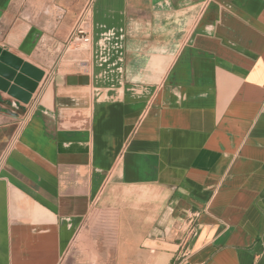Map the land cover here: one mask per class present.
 I'll return each mask as SVG.
<instances>
[{
    "label": "crops",
    "instance_id": "1",
    "mask_svg": "<svg viewBox=\"0 0 264 264\" xmlns=\"http://www.w3.org/2000/svg\"><path fill=\"white\" fill-rule=\"evenodd\" d=\"M0 47V264H264V0H0Z\"/></svg>",
    "mask_w": 264,
    "mask_h": 264
},
{
    "label": "built area",
    "instance_id": "2",
    "mask_svg": "<svg viewBox=\"0 0 264 264\" xmlns=\"http://www.w3.org/2000/svg\"><path fill=\"white\" fill-rule=\"evenodd\" d=\"M87 10L85 9V11L82 13L77 25L75 26V28L73 29L71 35L75 36L78 34H84L85 33V29H84V22H85V14H86ZM38 97H39V92H37V94L35 95L32 105L31 107H33L37 101H38ZM196 219V213L193 215H190L184 222L183 225L185 226L184 229V233L183 236L180 238L179 237V243L181 245L182 248V256H185L189 253V249H188V241L190 239V237L193 235L194 233V222Z\"/></svg>",
    "mask_w": 264,
    "mask_h": 264
},
{
    "label": "water",
    "instance_id": "3",
    "mask_svg": "<svg viewBox=\"0 0 264 264\" xmlns=\"http://www.w3.org/2000/svg\"><path fill=\"white\" fill-rule=\"evenodd\" d=\"M18 61L15 60L6 50L0 47V87L8 85L14 73L19 69ZM20 71H27V66L23 65Z\"/></svg>",
    "mask_w": 264,
    "mask_h": 264
},
{
    "label": "rangeland",
    "instance_id": "4",
    "mask_svg": "<svg viewBox=\"0 0 264 264\" xmlns=\"http://www.w3.org/2000/svg\"><path fill=\"white\" fill-rule=\"evenodd\" d=\"M146 194H149V193H144V192H140V193H137L135 191H127V192H124V191H120V196H122V198L126 197V198H129L128 201H132L133 203L135 202H138L139 200L143 199L144 197H146ZM122 202L120 203L122 206H124V200H121ZM130 205L127 204L126 207H129ZM134 207L137 209H141V207L139 205H135L134 204ZM184 220H182L183 222ZM182 227V230L184 232V229H185V226L182 224L181 225ZM181 237L183 236L182 234L180 235ZM179 236V237H180ZM180 237V238H181ZM178 241H179V238H178Z\"/></svg>",
    "mask_w": 264,
    "mask_h": 264
}]
</instances>
